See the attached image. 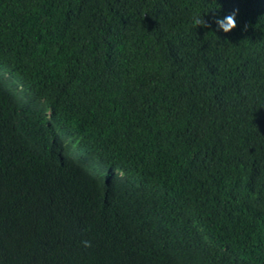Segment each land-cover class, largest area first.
<instances>
[{
    "label": "trees",
    "instance_id": "trees-1",
    "mask_svg": "<svg viewBox=\"0 0 264 264\" xmlns=\"http://www.w3.org/2000/svg\"><path fill=\"white\" fill-rule=\"evenodd\" d=\"M0 264H264V0H0Z\"/></svg>",
    "mask_w": 264,
    "mask_h": 264
},
{
    "label": "clouds",
    "instance_id": "clouds-1",
    "mask_svg": "<svg viewBox=\"0 0 264 264\" xmlns=\"http://www.w3.org/2000/svg\"><path fill=\"white\" fill-rule=\"evenodd\" d=\"M239 9H234L231 13H229L224 18H217L216 19V25L218 29L222 30L224 33H228L231 30L235 29L236 25V15L238 13ZM193 24L194 26H201V27H207L208 25L205 23L204 19L200 16H194L193 17ZM84 247H91V241L84 240L81 242Z\"/></svg>",
    "mask_w": 264,
    "mask_h": 264
}]
</instances>
